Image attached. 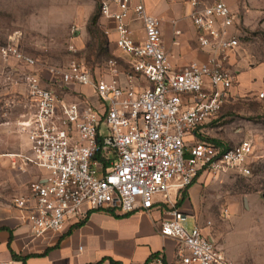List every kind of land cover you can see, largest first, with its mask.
<instances>
[{
	"label": "built area",
	"instance_id": "obj_1",
	"mask_svg": "<svg viewBox=\"0 0 264 264\" xmlns=\"http://www.w3.org/2000/svg\"><path fill=\"white\" fill-rule=\"evenodd\" d=\"M95 2L100 17L112 23L116 50L128 57L124 82L116 73H92L74 61L42 73L36 59L20 48L18 30L0 44V57L24 68L20 76L30 112L18 126L26 148L7 156L14 166L37 169L27 191L12 199L34 237L62 232L89 210L130 213L167 205L203 174L251 172V140L221 148L198 138L230 96V57L241 46L231 7L224 0L187 1L205 57L176 67L161 43V17L148 13L143 0ZM134 20L141 24L140 38ZM114 65L109 60V68ZM47 81L64 90L88 88L91 94L85 89L86 97L67 101ZM256 98L264 102V89ZM186 217L171 204L159 224L160 235L175 241L178 263L231 264L200 226L182 223ZM147 264L166 262L159 254Z\"/></svg>",
	"mask_w": 264,
	"mask_h": 264
},
{
	"label": "rangeland",
	"instance_id": "obj_2",
	"mask_svg": "<svg viewBox=\"0 0 264 264\" xmlns=\"http://www.w3.org/2000/svg\"><path fill=\"white\" fill-rule=\"evenodd\" d=\"M257 1L260 0H247V5ZM95 11L98 12L95 0H0V44L18 30L20 48L36 59L37 69L42 73L51 66L63 68L74 61L92 73H116L124 82L130 73L127 59L109 40L99 13L95 25L105 34L107 43L91 56L96 41L89 19ZM244 11L240 12L241 48L230 67L233 81L229 99L218 115L199 130L198 138H213L227 146L251 140L255 149L251 172L226 170L215 177L200 175L186 188L188 195L182 204L177 202L183 191L175 198L172 196L167 205H161L166 211L171 204L183 211L187 215L182 222L186 227L200 226L237 264L263 261V242L258 238L263 231L259 232L254 214L264 215V102L256 98L264 89V12ZM70 45L74 50L69 49ZM109 60L115 61L114 67L109 68ZM19 66L15 60L0 57L1 194L7 191L6 185H21L26 177L20 167L13 168L2 160L5 153L23 152L26 148L18 121L24 119L30 107L20 76L24 68ZM46 85L67 101L86 97L85 89L77 86L64 90L48 81ZM11 192L12 196L16 194ZM70 243L72 247L71 239ZM70 250L73 258L84 255L81 249Z\"/></svg>",
	"mask_w": 264,
	"mask_h": 264
},
{
	"label": "crops",
	"instance_id": "obj_3",
	"mask_svg": "<svg viewBox=\"0 0 264 264\" xmlns=\"http://www.w3.org/2000/svg\"><path fill=\"white\" fill-rule=\"evenodd\" d=\"M143 1L148 13L162 19L161 43L173 65L183 67L192 60L205 57V52L196 44L195 30L187 16L190 10L188 0ZM201 1L210 4L217 0ZM225 1L235 13L237 23L234 30L239 37L240 12L244 9H246L244 11L246 14L264 12V0L257 1L251 6L247 5V0ZM102 19L104 28H110L109 40L113 41L115 33L112 23ZM172 21H176L175 24H172ZM133 27L137 29L136 36L142 37L140 22L134 20ZM175 29L180 31L178 35L174 34ZM240 48L241 46L232 53L231 64ZM120 55L128 60L126 55ZM85 89L89 91L88 88ZM24 140L26 141L25 137ZM7 153L4 154L5 158L2 160L14 168ZM21 171L26 174L22 184L6 185L5 190L7 191L4 194L0 193V264H93L103 258H111L121 264H142L151 254L158 252L164 257L166 264H179L175 241L162 237L159 233L160 221L166 216L164 208L159 205H155L150 211H134L128 214H121L111 209L89 210L87 219L78 227H72L71 224L67 225L62 232H47L40 237H34L29 227L19 220V212L13 206L12 199L27 191V184L37 173V169L26 167ZM11 191L16 194L12 196ZM254 218L259 232L263 231V234L258 237L263 242V253L261 254L263 261L246 264H264V215L257 213L254 214ZM70 239L73 248L84 251L83 257L73 258ZM12 254L23 259H15ZM225 255L231 264H237L231 255L226 253ZM100 264L110 263L105 259Z\"/></svg>",
	"mask_w": 264,
	"mask_h": 264
},
{
	"label": "trees",
	"instance_id": "obj_4",
	"mask_svg": "<svg viewBox=\"0 0 264 264\" xmlns=\"http://www.w3.org/2000/svg\"><path fill=\"white\" fill-rule=\"evenodd\" d=\"M97 10H98V7H97ZM98 13L99 12H96L95 11L94 14L89 19V27H91V31L93 32V36H94L95 41H96L95 44H94V46H93V52H91V56L94 55V52L96 50H98V49L99 50L100 49L102 50L103 44L107 43V38H106L105 34L102 33V31L100 29H98V27L95 25L96 24V20L98 18ZM198 136L201 137V135L199 133H198ZM202 140L211 142V143H213L215 145L220 146L221 148H227V147L230 146V145L227 146L226 144H224V143H222V142H220V141H218L216 139H213V138H206V139L205 138L204 139L202 138ZM192 183L188 186V188L192 185ZM186 188L183 190L182 196L180 197V199L177 202L178 205L182 204V202L184 201V199L188 195ZM111 210H114V209H111ZM88 213L89 212H87V215L82 220H80V221H78L76 223H73L72 224V227H78V226H80L87 219ZM159 254H160L159 252L158 253L151 254L148 257V259L144 263H142V264H147L151 259H153L154 257H157ZM12 256H13V258L18 259V260L19 259L20 260L23 259L22 257H20V256H18L16 254H12ZM105 259H107L110 264H121L119 261H115V260H113L111 258H103V260H105ZM103 260L98 261L97 263H93V264H100ZM88 264H92V263H88Z\"/></svg>",
	"mask_w": 264,
	"mask_h": 264
}]
</instances>
